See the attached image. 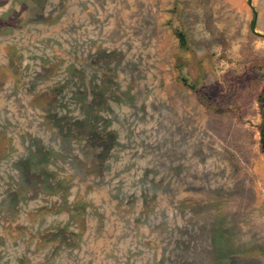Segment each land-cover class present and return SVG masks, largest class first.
<instances>
[{
	"label": "rangeland",
	"instance_id": "rangeland-1",
	"mask_svg": "<svg viewBox=\"0 0 264 264\" xmlns=\"http://www.w3.org/2000/svg\"><path fill=\"white\" fill-rule=\"evenodd\" d=\"M263 91L264 0H0V264H264Z\"/></svg>",
	"mask_w": 264,
	"mask_h": 264
},
{
	"label": "trees",
	"instance_id": "trees-1",
	"mask_svg": "<svg viewBox=\"0 0 264 264\" xmlns=\"http://www.w3.org/2000/svg\"><path fill=\"white\" fill-rule=\"evenodd\" d=\"M260 101H261V104H262V107H263V110H264V91H263V93L260 96ZM262 141L264 142V136L262 138ZM263 148H264V144H263Z\"/></svg>",
	"mask_w": 264,
	"mask_h": 264
},
{
	"label": "water",
	"instance_id": "water-1",
	"mask_svg": "<svg viewBox=\"0 0 264 264\" xmlns=\"http://www.w3.org/2000/svg\"><path fill=\"white\" fill-rule=\"evenodd\" d=\"M182 38H183V36H182Z\"/></svg>",
	"mask_w": 264,
	"mask_h": 264
}]
</instances>
